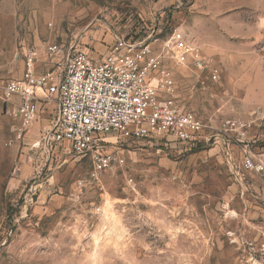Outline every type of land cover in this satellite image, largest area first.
Returning <instances> with one entry per match:
<instances>
[{"label": "rangeland", "instance_id": "1", "mask_svg": "<svg viewBox=\"0 0 264 264\" xmlns=\"http://www.w3.org/2000/svg\"><path fill=\"white\" fill-rule=\"evenodd\" d=\"M158 19L206 60L167 64L171 100L215 141L105 135L111 164L94 174L47 143L52 102L23 130L0 101V264H264V0H0V86L20 76L23 49L102 56L115 34L144 38ZM244 155L263 170L244 171Z\"/></svg>", "mask_w": 264, "mask_h": 264}, {"label": "built area", "instance_id": "2", "mask_svg": "<svg viewBox=\"0 0 264 264\" xmlns=\"http://www.w3.org/2000/svg\"><path fill=\"white\" fill-rule=\"evenodd\" d=\"M165 23L158 19L141 33L144 38L115 34L107 52L97 57L57 42L23 49L20 76L0 86V101L12 108L23 130L52 102L55 116L47 143L61 153L88 158L94 174L111 164L102 152L105 135L171 148L213 143L214 129L171 100L173 71L167 64L202 69L206 60L194 42L173 29L165 34ZM241 167L263 170L247 155Z\"/></svg>", "mask_w": 264, "mask_h": 264}, {"label": "crops", "instance_id": "3", "mask_svg": "<svg viewBox=\"0 0 264 264\" xmlns=\"http://www.w3.org/2000/svg\"><path fill=\"white\" fill-rule=\"evenodd\" d=\"M195 27H190L189 29H191L190 30V33L194 36L197 32L195 31V29H194Z\"/></svg>", "mask_w": 264, "mask_h": 264}]
</instances>
